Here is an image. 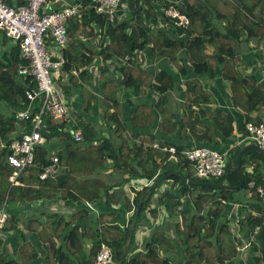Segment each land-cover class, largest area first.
Segmentation results:
<instances>
[{
  "label": "trees",
  "instance_id": "16d2710c",
  "mask_svg": "<svg viewBox=\"0 0 264 264\" xmlns=\"http://www.w3.org/2000/svg\"><path fill=\"white\" fill-rule=\"evenodd\" d=\"M4 1L14 7L26 5L28 2V0ZM220 1L229 7L227 13L221 10L223 6H220ZM77 2L84 5L82 15L71 17L75 19L74 21L71 18L67 20L68 40L63 49V55L67 59L64 69L82 67L79 73L82 82L77 76L73 74L70 76L78 97L77 111L74 109L72 111L79 114V110L92 115L94 119L98 113L94 104L99 101L102 111L101 128L106 129V136L98 137L92 119L85 120L81 127L83 140L80 142L74 141L70 133L52 127L51 133L46 136L47 141L34 149L35 163L37 166L48 164L51 148L55 145L51 141V136L54 135L62 149L57 151L59 160L67 168L61 171L56 180L41 181L38 179L40 169L28 167L18 177L26 187L10 186L8 175L13 169L8 165L5 153L1 152L0 198L6 200L8 213L14 208L13 204L19 197L27 200L45 197V192L51 185L53 191L56 189L55 186L65 188L66 196L68 195L71 200L95 202L97 212L90 211L81 204L75 207L67 219L61 214H53L43 223L37 219L38 225L27 224L28 229L32 224L35 225L32 230L38 232L39 240L43 244L45 264H95L102 243L107 244L114 259L122 260L123 264H264V221L259 214L264 211V205L256 191L258 186L264 190V156L254 149L243 153L239 169L242 185L236 190L194 183L199 181L236 185L238 183L236 156L239 150L251 141L232 147L230 144L233 142L225 141L232 137V116L228 114L221 116L218 111L210 113L205 109V104L210 102V96L203 90L199 77L185 80L183 115L179 122L176 121L182 125L176 127V122L171 119H164L158 123L156 109L161 105V95L173 90L177 79L166 69L152 74L151 71L141 68L147 51L155 59L167 58L183 75L186 74L187 64L197 74L207 72L209 58L215 59L223 70H229L232 67L227 60L239 52L240 39L246 43L254 42L256 45L263 40L264 0H234L232 3L229 0H120L127 4L128 15L123 17L119 12V16L112 22L107 20L106 15L95 12L94 6L91 5L93 0H70V3ZM158 4L161 5L163 22L169 26L168 28L157 26ZM170 4L189 19L187 25H175L173 19L163 15V8ZM47 10H51V7ZM220 22H223L222 28L219 27ZM91 26L95 27V33L99 32L98 45L89 44L88 40L82 39L87 27ZM93 34V29L90 28L88 36ZM208 47L212 50L210 56L205 55ZM97 57L103 62L100 67V78L103 83L98 86L97 91L102 94L101 97H96L90 92L87 84L92 78V71L86 66ZM112 58L124 60L125 65L118 70L119 77L105 79L109 73L106 62ZM26 63L19 57L17 45L9 44V38L0 30L2 138H7L11 131L19 132L24 125V121L15 118L14 111L23 107L25 89L34 87L29 75L17 74L18 66ZM223 76L230 80L234 94H237L238 87L244 90L247 106L242 107L235 95H232V98L234 106L244 109L248 116L250 111L258 109L257 103H264V90L249 91L250 84L245 78L233 72L228 71L223 73ZM122 88H130L134 96L140 95L145 88L159 92L154 107L139 105L130 113L133 123L138 128L151 129L153 124H157V130L164 134L178 128L184 141H188L186 133L189 132L191 138L197 140L201 146L217 151L228 150L229 162L225 164L223 174L218 178L192 176L190 171L192 163L181 153L189 148L187 144L174 145L176 153L171 154L152 147L153 142L157 140L155 135L141 134L138 136L140 141H136L137 136L123 120L118 101ZM69 89L71 90V87ZM196 115L199 118H196ZM206 117L212 119L210 122L214 123L216 132L210 122L202 120ZM253 119L248 117L247 120L260 122ZM217 132L221 133L219 137L222 142H219ZM108 133H113L118 142L112 141ZM94 141L97 144L92 145ZM160 144L170 145L163 141H160ZM76 160L81 166V172L75 169ZM108 170H112V173H116L115 177L120 179L121 185L118 190L124 184L132 188L133 196H125V206L120 204L115 188L118 183L112 179L114 177H111V172L107 173ZM101 175L103 177H100ZM134 179H143L144 185L134 188L130 185V181ZM107 180L116 184H106ZM157 181L168 182L169 185L159 189L156 186ZM250 182H253V187L252 204L249 206L258 214L256 216L248 214L238 224L249 233H253L255 226L260 228L253 234L257 246L254 245L255 240L248 239L250 260L246 259L245 263L238 257L237 238L230 225V218L225 216V212L227 204L235 202L233 193L247 189ZM34 185L37 188H32ZM162 210L168 219L157 222L158 214ZM127 213H131L130 221L134 222L132 230L124 225ZM146 214L155 220H153L155 226L146 232L141 249L134 252L133 249L137 245L134 234L138 227L146 228L141 225ZM15 218V214L9 213L1 231L14 229ZM26 235V232L22 233V236ZM129 237L130 243H127ZM86 241L90 242L88 252H84ZM36 255L34 246L26 237H22L17 244L15 261L20 262L19 264H29ZM2 261L0 264H15L12 259Z\"/></svg>",
  "mask_w": 264,
  "mask_h": 264
},
{
  "label": "built area",
  "instance_id": "2783aa9c",
  "mask_svg": "<svg viewBox=\"0 0 264 264\" xmlns=\"http://www.w3.org/2000/svg\"><path fill=\"white\" fill-rule=\"evenodd\" d=\"M55 0H28L26 5L17 7L8 5L4 0H0V30L11 39L18 47L19 57L27 63L19 65L17 73L19 75H29L34 83V87L25 89L23 107L15 109V118L24 121L23 127L16 132L11 131L7 138L0 137V153H5L8 165L13 172L8 175L10 186L21 185L20 173L28 167H38L39 180H56L61 170L65 167L54 152L49 157L46 165L35 163L34 149L43 144L46 136L51 133V128H56L64 133H70L74 141L83 140L80 130L71 123V101L76 98L71 85L70 76L73 74L79 78L82 69L71 67L64 69L67 59L63 55L68 40L66 23L71 17H81L84 5L82 2L64 3L60 9L52 8ZM94 9L96 13L104 14L107 20L113 21L119 16V11L123 6L120 0H95ZM51 7V10H47ZM162 15V14H161ZM163 15L174 20L175 25H187L189 19L173 5L163 8ZM82 37V34H80ZM84 38V37H82ZM90 43L98 45L100 36L94 32L88 38ZM51 45L49 48L48 45ZM96 58L86 68H90L96 81L99 83V76L94 63ZM103 64V62H102ZM102 66V65H100ZM50 69H61V76L55 82L52 80ZM95 78L93 76L92 81ZM79 81L82 80L79 78ZM85 83V82H83ZM71 87V90L69 89ZM68 90V91H67ZM100 96L98 92L95 93ZM247 135L245 140L255 143L264 150V118L259 123H246ZM17 133V136H16ZM240 143V142H238ZM152 146L161 151L171 154L176 153L174 145H161L154 142ZM182 155L192 163L195 175L199 178H218L224 172L228 150L217 151L206 146H193L183 150ZM153 178L150 180L152 181ZM253 186V182L249 183ZM256 191L264 205V190L258 186ZM133 196V194H131ZM85 207L97 212L95 205L91 201H84ZM131 213H127L125 226L132 230L134 222L130 221ZM9 216L5 205L0 207V232ZM264 221V211H263ZM260 226H255L252 234L259 231ZM150 228L146 229L149 230ZM148 232V231H147ZM143 230L138 227L134 236L137 242L133 251L141 249L140 237ZM130 237L127 240L129 242ZM250 242H244L242 247H238L242 257L247 251ZM95 264H123L122 260L113 257L111 248L102 243L96 255Z\"/></svg>",
  "mask_w": 264,
  "mask_h": 264
},
{
  "label": "crops",
  "instance_id": "0c3cea01",
  "mask_svg": "<svg viewBox=\"0 0 264 264\" xmlns=\"http://www.w3.org/2000/svg\"><path fill=\"white\" fill-rule=\"evenodd\" d=\"M58 0H55L53 3H55ZM234 0H229V2H233ZM70 0H62V3L55 7L57 9L58 7H61L62 4L69 3ZM162 5V3H160ZM220 6L221 10L227 13V9L229 8L226 5L220 1ZM127 4L123 2V6L121 7L120 15L125 17L128 15V9H127ZM161 5H156V11H157V17H158V25L159 27L165 26V28H168L169 26L165 25L163 22V17L161 15ZM60 9V8H59ZM121 18V17H120ZM219 27H223V22H220ZM84 37V36H83ZM89 36H87L88 38ZM83 40H88L86 37L82 38ZM90 42V39L88 40ZM240 47H239V52L235 54L233 58H229L230 65L232 68L229 70H223V67L218 64L215 59L209 58L208 64H209V69L205 73L197 74L194 72V70L187 64V71L186 74L183 75L178 72L176 67L170 63V61L167 58H158L155 59L154 56H151L148 54V52H145V57L146 59L144 60V63L142 64L141 68L145 70H149L152 72V74L158 72L159 70L166 69L172 74L176 76V86L174 87L173 90L167 91L163 93L161 96V105L158 109H156L157 112V122L160 123L164 119L171 118L173 121H180L182 118V105L184 103V96L186 94V85H185V80L186 79H193L194 77H199V81L202 85L203 90L207 91L209 96H210V102L205 104V109L208 110V112L212 111H218L221 113V116H225L226 114L232 116V127H233V133L232 137L228 140H225L229 143L233 142L230 144L232 147L233 145L240 144L243 142H246L248 140H245L244 138L247 135V129H246V123H248V117L249 118H254L253 120L255 121H261V119L264 118V103L260 102L257 103V110H252L249 112V116L247 115V112L242 109L241 107H236L233 104V98L232 95H235V98L239 104L243 106H247L248 103L245 101V95H244V90L241 87H238L236 90L237 94H234V91L231 87L230 80L225 78L223 76V73L226 72H233L235 74H238L240 77H244L246 82L250 84L249 91L253 90H264V38L263 40L260 41L259 44L256 45L254 42H243L242 39ZM91 44V43H89ZM93 45V44H92ZM211 48L208 47L205 55L210 56L211 55ZM127 61V60H126ZM228 62V63H229ZM125 61L124 60H117V59H109L106 62V66L109 70V73L106 74L105 79H112L119 77V69L123 67ZM96 69L98 70V73L100 74L101 71V66L102 61L99 57L96 58L95 63H94ZM92 71V70H91ZM224 71V72H223ZM95 78L94 81H92V78ZM92 78L90 81L87 82L89 86V91L92 92L96 96V92L99 91V87L103 83V80L99 78V85L96 81V75L92 72ZM73 87V85H71ZM68 91V90H67ZM75 91V88L74 90ZM73 91H68L69 94H72ZM100 96L102 94L99 92ZM78 96V94H77ZM97 97V96H96ZM159 97V92L145 88L140 95L134 96L130 88H122L119 92V103L121 105V112L123 116V120L129 127L130 131L133 132L137 136L136 141H140V138L138 137L139 135L145 134L146 136L148 134H152L157 140L154 142L160 143V141L166 142L170 145H176V144H187L188 147H193V146H201L199 145V142L197 140H194V138H191V134L187 132L188 134V141H184L181 136V130L176 128L173 132L164 134L163 132L157 130L156 125L153 124L151 129H144V128H138L132 121L130 113L134 111L139 105H144V106H155V104L158 101ZM78 97L75 99H72L71 101V109L74 111H77L76 106H78L76 103H78V100L76 101ZM94 107L98 109V113L95 115L94 119L92 115L87 114V113H82L78 110L79 114H75L72 110V121L71 123L74 125L75 128L81 131V127L83 124H85V120L89 121L88 119H92L93 124L95 126V130L98 131V137H103L106 136V129L101 128V106L99 105V101L94 104ZM114 110V108H113ZM196 118H199L198 115H196ZM204 122H210L212 119H202ZM176 122L177 126H181L182 124H178ZM212 127L214 128V123L210 122ZM135 127V129L133 128ZM128 131V130H127ZM126 131V133H127ZM214 131L216 132L215 128ZM125 133V134H126ZM110 134V133H108ZM125 134L123 136H125ZM219 137L221 133L217 132L216 133ZM145 136V137H146ZM51 137H54L51 136ZM116 139V137H115ZM114 139L115 142H118ZM47 141V138L45 142ZM52 141V139H51ZM44 142V143H45ZM55 145L51 148V154L54 152L56 155L57 151L62 150L60 143H58L57 138H55V141H52ZM153 142V143H154ZM219 142H222L221 138L219 137ZM240 142V143H238ZM251 143L247 142L246 144ZM229 146V148H230ZM153 147V146H152ZM227 148V149H229ZM156 149V148H155ZM64 165V164H62ZM65 168L66 165H64ZM192 168V167H191ZM62 169V170H63ZM61 170V171H62ZM110 170L107 171L109 173ZM61 173V172H60ZM192 175V174H191ZM192 176H195L192 175ZM133 181L138 182L135 184ZM193 182V181H192ZM195 182V181H194ZM112 182L111 184H113ZM130 185H133L135 188H138L140 186L144 185L143 179H134L130 181ZM110 184V185H111ZM21 187H26V184L21 183ZM52 187V185H51ZM49 188L45 193V197H35L31 200H27L25 198L19 197L18 201H15L14 208L12 210H9V213H13L16 215L14 224L16 225L14 229H11L9 231H1L0 232V263L4 259L10 260L12 259L15 261L16 258V252H17V244L19 241L22 239V237H26L28 241L31 243L32 246L37 251L36 257L29 263V264H45L46 259H45V251L43 249V244L40 242L39 237H38V232L32 230L34 228V224H32L28 229L27 224L29 223H34L35 221L41 220L40 222H44L45 220L48 219V217H51L53 214H61L67 219L69 215L71 214L72 211L75 210V207L83 204V200H71V198L67 195L66 196V189L62 187L55 186L56 189L53 191L52 188ZM58 187V188H57ZM252 187L249 184V187L247 189H240L237 192L233 193V197L235 198L234 203L227 204L226 206V212L225 216L230 218V225L232 226V229L236 235L237 241V248L242 247L244 242H248V239L250 238L251 241L255 240L254 245L257 246L256 244V237L251 233H249L247 230L239 226V221L246 218L248 214H254L255 216L258 214L257 211H254L253 207H250L249 204H252L251 200V195H252ZM261 187V186H260ZM32 188H37L36 185L32 186ZM116 189L118 186L115 187ZM262 188V187H261ZM263 189V188H262ZM236 190V189H235ZM119 199H120V204L122 206H125V196H130L132 193V188L129 187V185L124 184L119 190L117 189ZM259 194V193H258ZM240 196L239 197H236ZM260 196V195H259ZM86 201V200H85ZM5 205L6 208V200L0 198V207ZM115 206V205H114ZM7 209V208H6ZM8 210V209H7ZM164 213V214H162ZM263 217V210L261 213H259ZM224 215V214H223ZM144 223L141 224L142 226L146 228H142L143 233H146L148 228H152L155 226V220L150 217L149 214H146L145 216ZM166 219H168V216L165 214L164 210L161 211V213L158 214L157 222H163ZM154 220V221H153ZM153 222V223H152ZM39 223V222H38ZM150 224V226L146 225ZM42 226V225H41ZM26 232V236H22V233ZM62 231L60 232V234ZM264 240V238H263ZM88 243V241H86ZM85 243V244H86ZM250 246V245H249ZM248 246V248H249ZM90 247V242L89 246L85 248L84 245V252H88ZM238 251V249H237ZM250 250L247 249L242 255L239 254L238 251V257L239 259L243 260L245 262L246 259L250 260ZM259 253V252H257ZM3 262V261H2ZM19 264L20 262H16L15 264ZM246 263V262H245ZM249 263V262H248Z\"/></svg>",
  "mask_w": 264,
  "mask_h": 264
},
{
  "label": "water",
  "instance_id": "95a60500",
  "mask_svg": "<svg viewBox=\"0 0 264 264\" xmlns=\"http://www.w3.org/2000/svg\"><path fill=\"white\" fill-rule=\"evenodd\" d=\"M94 1L91 3V5H94ZM62 3V0H58L55 3L52 4V8L57 7L58 5H60ZM249 149H254L256 152H258L260 155L264 156V150L260 149L255 143L251 142L248 144H245L238 152L237 156H236V160H235V169L237 172V176H238V183L236 185H232V186H227V185H222V184H217L214 182H199V181H195L194 183L196 184H201V185H206L209 187H218V188H225V189H229V190H235L241 187L242 185V178L240 175V162H241V157L243 155V153L246 150ZM109 161H111V159H109ZM229 160H226V163H228ZM191 174L194 175L195 174V169L192 167L190 168ZM166 177V176H165ZM164 177V178H165Z\"/></svg>",
  "mask_w": 264,
  "mask_h": 264
},
{
  "label": "rangeland",
  "instance_id": "374dc122",
  "mask_svg": "<svg viewBox=\"0 0 264 264\" xmlns=\"http://www.w3.org/2000/svg\"><path fill=\"white\" fill-rule=\"evenodd\" d=\"M73 21L75 20V19H73V18H71ZM70 19V20H71ZM67 24V23H66ZM88 29H86V33H85V37H87L88 35H89V30H90V28H92L93 29V32H95V27H93V26H91V27H87ZM9 44H15L11 39H9ZM48 47L50 48L51 47V45L49 44L48 45ZM18 74V73H17ZM50 74H51V76H52V80L55 82L56 80H58V78H59V76H61V74H62V72H61V69H57V70H52V69H50ZM168 119H171V118H168ZM110 139L112 140V141H114V139H115V136H114V134L113 133H111L110 135ZM55 138L56 137H52V141H55ZM95 144H97L96 143V141H94L93 143H92V145H95ZM90 151H93V149H90ZM75 169L78 171V172H81V166H80V164L78 163V161L76 160V166H75ZM99 171V168L97 169V172ZM111 173H112V170L110 171ZM76 174V173H75ZM116 174V173H115ZM115 174L114 173H112V176L111 177H114V178H112V179H114V181L116 182V183H118V187L121 185V182H120V179H118V178H116L115 177ZM76 176H78V177H80V175H76ZM100 177H103V175H101ZM120 177V176H119ZM135 184H137L138 182H136V181H133ZM112 183V181L111 180H107V182H106V184H111ZM116 183H114V184H116ZM114 184H112V185H114ZM169 185V183L168 182H164V181H157L156 182V186L159 188V189H164L165 187H167ZM116 186H117V184H116ZM135 188V187H134ZM236 197H239L240 198V196H237L236 195ZM93 204H95V202L94 201H91ZM34 224H36V225H38V222H34ZM170 230V229H169ZM171 231V230H170ZM146 233H144L143 235H141V237H140V242H142L143 240H144V238L146 237V235H145ZM86 245H87V247L89 246V241H88V243H86L85 244V248H86ZM87 249V248H86Z\"/></svg>",
  "mask_w": 264,
  "mask_h": 264
}]
</instances>
